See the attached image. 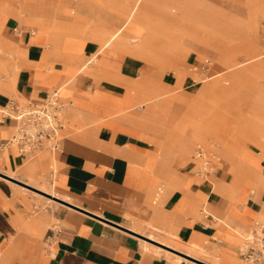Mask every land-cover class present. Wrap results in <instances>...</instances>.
<instances>
[{
    "label": "crops",
    "instance_id": "1",
    "mask_svg": "<svg viewBox=\"0 0 264 264\" xmlns=\"http://www.w3.org/2000/svg\"><path fill=\"white\" fill-rule=\"evenodd\" d=\"M194 1L5 5L0 110L53 91L70 104L59 150L0 153V264H251L238 248L264 221V51L254 16ZM14 127L0 113V143ZM197 145L219 157L206 177Z\"/></svg>",
    "mask_w": 264,
    "mask_h": 264
},
{
    "label": "built area",
    "instance_id": "2",
    "mask_svg": "<svg viewBox=\"0 0 264 264\" xmlns=\"http://www.w3.org/2000/svg\"><path fill=\"white\" fill-rule=\"evenodd\" d=\"M14 31L19 32L20 29L14 28ZM29 33L33 34L31 29ZM261 35L264 42V20ZM205 62L211 63L209 59ZM68 104L70 102L63 100L57 91L48 94L40 102L8 98L0 113L2 118L13 119L15 127L10 137L0 143V153L8 146H16L20 153L26 155L42 150H59L65 126L64 110ZM193 155L199 176L206 177L215 171L219 157L213 150L197 145ZM262 176L264 178V167ZM60 230V223H53L45 236V242L52 243ZM238 253L248 263L264 264V221L253 223L244 235Z\"/></svg>",
    "mask_w": 264,
    "mask_h": 264
},
{
    "label": "rangeland",
    "instance_id": "3",
    "mask_svg": "<svg viewBox=\"0 0 264 264\" xmlns=\"http://www.w3.org/2000/svg\"><path fill=\"white\" fill-rule=\"evenodd\" d=\"M9 1L10 0H0V16L5 15L6 13L5 5H7ZM194 4L197 6V10L200 14H205V15L209 14L215 19L218 18L221 21L224 20L227 22L235 21L238 25L240 24L241 26L244 25V23L251 15L254 16L256 27L253 35L255 36V41L259 44V51L261 52L264 51V42L261 35V25L264 20V0H195ZM32 33L34 32L32 31ZM246 34L251 35V32L246 31ZM199 50L200 49H198L197 45L195 44L194 51L197 52ZM216 52L217 51L214 47H209L204 57L210 55L211 58H209V60L215 62L216 64L217 63ZM11 98H15V97L12 96ZM261 141H262V137H261ZM208 147L209 149L214 151L212 147L210 146ZM27 187L31 188L29 186ZM33 190L45 194L44 192H41L37 189H33Z\"/></svg>",
    "mask_w": 264,
    "mask_h": 264
},
{
    "label": "bare ground",
    "instance_id": "4",
    "mask_svg": "<svg viewBox=\"0 0 264 264\" xmlns=\"http://www.w3.org/2000/svg\"><path fill=\"white\" fill-rule=\"evenodd\" d=\"M181 7H183V9H186V10H189V11H192V10H196V8H194L193 6H191L190 4H182ZM261 53H254V54H248L246 56V58H251V57H254V56H260ZM247 69V68H246ZM254 118V117H253ZM262 122V121H261ZM263 123V122H262Z\"/></svg>",
    "mask_w": 264,
    "mask_h": 264
},
{
    "label": "water",
    "instance_id": "5",
    "mask_svg": "<svg viewBox=\"0 0 264 264\" xmlns=\"http://www.w3.org/2000/svg\"><path fill=\"white\" fill-rule=\"evenodd\" d=\"M1 174V173H0ZM1 175H3V176H6V175H4V174H1ZM7 177V176H6ZM10 178V177H9ZM12 179V178H11ZM12 180H14V179H12ZM28 186V185H27ZM46 195H48V196H50L49 194H47V193H45ZM53 198H55V199H57V200H59V201H61V202H63V203H65V204H68V205H70L68 202H66V201H63V200H61V199H59V198H57V197H53ZM191 258V257H190ZM194 260H196V259H194ZM197 261V260H196ZM199 262V261H198Z\"/></svg>",
    "mask_w": 264,
    "mask_h": 264
}]
</instances>
